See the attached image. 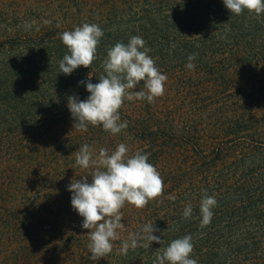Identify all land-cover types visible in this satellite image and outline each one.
Masks as SVG:
<instances>
[{
    "label": "trees",
    "instance_id": "obj_1",
    "mask_svg": "<svg viewBox=\"0 0 264 264\" xmlns=\"http://www.w3.org/2000/svg\"><path fill=\"white\" fill-rule=\"evenodd\" d=\"M83 23L104 32L97 59L59 73L60 36ZM132 36L167 76L164 95L125 99L119 134L76 129L68 97L87 99L80 82L90 74L98 83L107 50ZM120 143L148 154L164 192L121 209L120 238L96 261L68 185L91 183L93 169L75 163L79 147ZM205 193L217 206L201 227ZM151 223L163 243L120 254L133 234L147 244L141 230ZM187 234L198 264H264V14H231L223 0H0V264H153L157 249Z\"/></svg>",
    "mask_w": 264,
    "mask_h": 264
},
{
    "label": "clouds",
    "instance_id": "obj_2",
    "mask_svg": "<svg viewBox=\"0 0 264 264\" xmlns=\"http://www.w3.org/2000/svg\"><path fill=\"white\" fill-rule=\"evenodd\" d=\"M231 14L240 15L245 10L256 16L264 14V0H223ZM49 23V21H45ZM26 27L30 25L26 24ZM104 35L102 28L95 23H83L74 30L64 31L60 39L67 48V53L59 61V73L70 75L83 66L90 68L97 59V47ZM146 41L140 36H132L125 44L117 42L107 50L102 62L104 73L98 83H92L88 74L86 86L90 95L85 100L77 96L68 97V108L75 121L73 127L86 132L88 126L101 127L112 135L119 134L128 126L121 122L119 110L125 99L147 100L165 93L167 76L156 66L155 60L148 54ZM185 67L194 70L196 54L188 55ZM142 88L137 89L140 84ZM75 163L82 169L91 171V183L88 176L71 181L68 191L71 192V206L83 218L81 227L87 229L90 259L98 261L111 254L113 242L118 240V230L123 229L121 209L132 205L138 209L160 197L164 192V181L157 168L148 162V154L136 151L129 155V148L124 143L116 146L114 151L101 147L94 153L88 144H83L75 151ZM217 206L214 196H202L200 201L201 227L208 225L213 217L212 209ZM193 206L188 204L183 211V218H191ZM159 231L153 223L141 230L140 240L147 244L140 245L138 239L131 237V243L125 240L119 249L126 255L129 248L147 246L153 242L162 244L163 240L154 235ZM194 250L192 236L184 235L173 239L167 247L157 249L153 264H198L191 258Z\"/></svg>",
    "mask_w": 264,
    "mask_h": 264
}]
</instances>
